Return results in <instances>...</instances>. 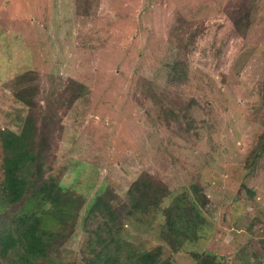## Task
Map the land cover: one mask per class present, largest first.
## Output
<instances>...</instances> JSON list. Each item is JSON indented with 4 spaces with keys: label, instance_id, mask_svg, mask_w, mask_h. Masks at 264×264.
<instances>
[{
    "label": "rangeland",
    "instance_id": "obj_1",
    "mask_svg": "<svg viewBox=\"0 0 264 264\" xmlns=\"http://www.w3.org/2000/svg\"><path fill=\"white\" fill-rule=\"evenodd\" d=\"M233 16L246 18L243 32ZM22 75L42 110L48 95L80 85L55 109L46 176L83 204L47 264L87 255L88 205L105 191L112 208L123 205L141 174L166 190L157 210L121 212L119 257L163 245L153 264H197L204 253L215 264H264V0H0V129H21ZM170 205L182 219L172 249L162 236ZM198 210L210 230L190 237L182 227ZM104 218L90 229L104 230Z\"/></svg>",
    "mask_w": 264,
    "mask_h": 264
},
{
    "label": "trees",
    "instance_id": "obj_2",
    "mask_svg": "<svg viewBox=\"0 0 264 264\" xmlns=\"http://www.w3.org/2000/svg\"><path fill=\"white\" fill-rule=\"evenodd\" d=\"M246 18L237 20L233 16L240 32L246 27ZM238 21H241L240 25ZM178 72L172 67L169 75L175 76ZM16 83L19 88L15 97L27 108V112L18 132L0 129V260L1 264H47L51 254L59 252L70 238L83 204L79 194L62 186L54 177L46 176L54 169L52 160L48 159L47 144L50 140L48 129L55 121V109L80 96V85L73 81L66 85L62 93L50 96V99L48 95L47 107L42 110L35 99L38 87L32 85L33 79L22 75ZM73 85L77 88L72 89ZM71 89V99L66 100L65 93ZM261 144L264 146V143ZM261 151L260 146L255 148L254 156ZM165 190L147 174H141L129 186V198L123 205L112 208L108 203L111 194L107 191L95 196L82 219L83 228L89 231L86 249L90 252L79 261L67 264H153L156 256L165 252V247L156 245L134 256L136 259L133 255L119 257L121 253L113 248L118 244L113 235L114 225L121 218V212L126 216L133 210L144 212L149 207L157 210ZM175 207L170 205L162 210L165 227L162 236L171 249L178 241L169 231L172 224H180L182 220L176 215ZM193 214V224L182 228L190 237L200 238L209 233L210 227L200 210ZM97 216L105 217L104 230L99 225L90 229V221ZM111 249H114L113 252ZM215 257L213 254H199L197 264H215ZM168 261L162 257L159 264H169Z\"/></svg>",
    "mask_w": 264,
    "mask_h": 264
}]
</instances>
